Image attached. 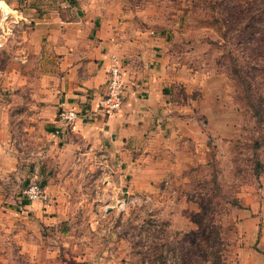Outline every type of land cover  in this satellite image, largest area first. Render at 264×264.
<instances>
[{"label": "rangeland", "instance_id": "rangeland-1", "mask_svg": "<svg viewBox=\"0 0 264 264\" xmlns=\"http://www.w3.org/2000/svg\"><path fill=\"white\" fill-rule=\"evenodd\" d=\"M124 1L131 11L124 19L166 33L173 64L185 66V78L173 85L181 119L144 161L150 172H164L151 182L159 191L122 193L125 202L113 210L104 174L111 168L87 160L65 189L48 191L60 181L55 140L38 126L15 129L11 147L23 175L0 193V264H247L249 257L258 264L252 255H264V0ZM22 19L19 8L0 2L4 44ZM33 181L45 199L27 197Z\"/></svg>", "mask_w": 264, "mask_h": 264}, {"label": "crops", "instance_id": "crops-1", "mask_svg": "<svg viewBox=\"0 0 264 264\" xmlns=\"http://www.w3.org/2000/svg\"><path fill=\"white\" fill-rule=\"evenodd\" d=\"M2 1L19 8L23 19L0 52V193L16 188L23 175L11 147L13 130L36 126L55 140L62 162L56 169L61 183H48V191L65 189L68 177L79 176L78 162L87 160L111 168L104 174L113 210L125 202L122 193L158 192L151 182L164 172H150L144 161L153 160L161 139L181 119L174 114L173 85L185 78L184 64H173L168 35L124 19L131 15L124 0ZM113 55L126 68L124 105L112 116H93L107 91ZM62 107L77 108L81 118L63 125ZM32 153L37 157L42 151L38 146ZM252 257L264 264V255Z\"/></svg>", "mask_w": 264, "mask_h": 264}, {"label": "built area", "instance_id": "built-area-1", "mask_svg": "<svg viewBox=\"0 0 264 264\" xmlns=\"http://www.w3.org/2000/svg\"><path fill=\"white\" fill-rule=\"evenodd\" d=\"M18 11V10H15ZM3 15V13H2ZM9 12H5V19H9ZM3 19V16H2ZM2 31L0 32V46L4 45V27L0 21ZM11 30V28H8ZM126 86V68L122 61L116 56H112L109 68V80L106 93L99 99L95 108L91 111L92 115L103 114L112 116L122 109L124 105V94ZM81 118L80 111L75 107H62L58 112V120L66 126H73ZM25 193L31 201L45 199L47 197L45 188L37 181L31 182Z\"/></svg>", "mask_w": 264, "mask_h": 264}]
</instances>
